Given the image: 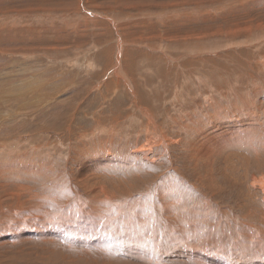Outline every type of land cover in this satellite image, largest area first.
Here are the masks:
<instances>
[{
    "label": "rangeland",
    "instance_id": "obj_1",
    "mask_svg": "<svg viewBox=\"0 0 264 264\" xmlns=\"http://www.w3.org/2000/svg\"><path fill=\"white\" fill-rule=\"evenodd\" d=\"M0 96V264H264V0H0Z\"/></svg>",
    "mask_w": 264,
    "mask_h": 264
},
{
    "label": "bare ground",
    "instance_id": "obj_2",
    "mask_svg": "<svg viewBox=\"0 0 264 264\" xmlns=\"http://www.w3.org/2000/svg\"><path fill=\"white\" fill-rule=\"evenodd\" d=\"M36 77H37V76H35L34 78H36ZM41 78H42V76H41ZM37 79L39 80V78H37ZM37 79H34L35 83L38 82ZM41 82H42V81H41ZM43 82H44V81H43ZM46 82H47V81H46ZM31 83H32V82H31ZM40 84H41V83H40ZM9 86H10V85H9ZM40 87H41V86H39V90H40ZM42 87H43V86H42ZM23 89H24V87H23ZM23 89H22V90H23ZM33 89H34V88H33ZM19 91H20L19 88H12V89L10 90V93H12L11 95H13V94L15 95V94L18 93ZM24 91H25V89H24ZM31 91H32V90H31ZM41 91H42V89H41ZM20 92H21V91H20ZM36 92H37V91H36ZM36 92H35V93H36ZM39 92H40V91H39ZM43 92H44V91H43ZM28 93H29V92H28ZM28 93H24V92H23V93H20V94H21V95H22V94H23V95H24V94L27 95ZM32 94H33V93H32ZM44 94H45V93H44ZM30 95H31V94H30ZM6 96H7L6 99H8V100L11 99V97L9 96V94L6 95ZM31 96H32V95H31ZM44 96H45V95H44ZM29 97H30V96H29ZM0 99H1V96H0ZM2 99H3V98H2ZM41 100H42V99H41ZM20 101H21V100H20ZM100 162H101V161H100ZM42 220H43V219H42ZM47 223H49V222H47ZM83 223H84V222H83ZM44 224H46V222H45ZM43 226H44V225H43ZM81 227H82V226H81ZM43 228H45V227H43ZM39 229H40V227H39ZM53 229H54V228H53ZM53 229H52V230H53ZM44 230H45V229H44Z\"/></svg>",
    "mask_w": 264,
    "mask_h": 264
},
{
    "label": "snow or ice",
    "instance_id": "obj_3",
    "mask_svg": "<svg viewBox=\"0 0 264 264\" xmlns=\"http://www.w3.org/2000/svg\"><path fill=\"white\" fill-rule=\"evenodd\" d=\"M109 252H111V249H108Z\"/></svg>",
    "mask_w": 264,
    "mask_h": 264
}]
</instances>
